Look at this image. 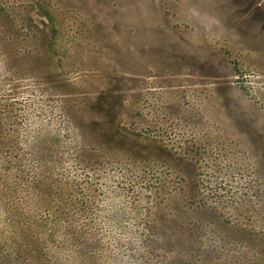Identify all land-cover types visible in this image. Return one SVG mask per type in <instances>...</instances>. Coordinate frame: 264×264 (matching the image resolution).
I'll list each match as a JSON object with an SVG mask.
<instances>
[{
  "label": "rangeland",
  "instance_id": "rangeland-1",
  "mask_svg": "<svg viewBox=\"0 0 264 264\" xmlns=\"http://www.w3.org/2000/svg\"><path fill=\"white\" fill-rule=\"evenodd\" d=\"M0 264H264V0H0Z\"/></svg>",
  "mask_w": 264,
  "mask_h": 264
}]
</instances>
